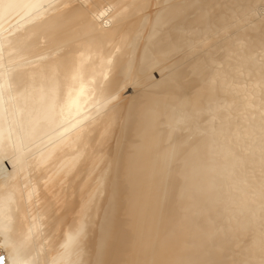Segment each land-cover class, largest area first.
Listing matches in <instances>:
<instances>
[{"label": "bare ground", "instance_id": "obj_1", "mask_svg": "<svg viewBox=\"0 0 264 264\" xmlns=\"http://www.w3.org/2000/svg\"><path fill=\"white\" fill-rule=\"evenodd\" d=\"M0 249L264 264V0H0Z\"/></svg>", "mask_w": 264, "mask_h": 264}, {"label": "built area", "instance_id": "obj_2", "mask_svg": "<svg viewBox=\"0 0 264 264\" xmlns=\"http://www.w3.org/2000/svg\"><path fill=\"white\" fill-rule=\"evenodd\" d=\"M2 261V262H1ZM3 263V256H0V264Z\"/></svg>", "mask_w": 264, "mask_h": 264}, {"label": "rangeland", "instance_id": "obj_3", "mask_svg": "<svg viewBox=\"0 0 264 264\" xmlns=\"http://www.w3.org/2000/svg\"><path fill=\"white\" fill-rule=\"evenodd\" d=\"M0 251H1V249H0ZM4 253V251L2 250V254Z\"/></svg>", "mask_w": 264, "mask_h": 264}]
</instances>
